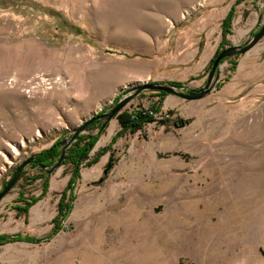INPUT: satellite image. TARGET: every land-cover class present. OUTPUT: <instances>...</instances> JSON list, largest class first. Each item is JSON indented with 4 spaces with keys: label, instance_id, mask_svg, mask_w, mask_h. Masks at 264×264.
<instances>
[{
    "label": "rangeland",
    "instance_id": "374dc122",
    "mask_svg": "<svg viewBox=\"0 0 264 264\" xmlns=\"http://www.w3.org/2000/svg\"><path fill=\"white\" fill-rule=\"evenodd\" d=\"M208 2L0 0V191L25 159L69 139L139 82L205 85L208 66L180 39ZM263 22L264 0H241L224 47L244 45ZM263 69L264 37L220 65L205 98L164 99L162 107L172 97L192 106L183 126L161 107L155 122L112 141L120 115L158 102L151 91L135 97L99 136L73 208L56 224L71 167L28 166L0 202V236L33 240L0 244L11 258L4 264H264ZM37 77L55 82L45 90Z\"/></svg>",
    "mask_w": 264,
    "mask_h": 264
},
{
    "label": "trees",
    "instance_id": "16d2710c",
    "mask_svg": "<svg viewBox=\"0 0 264 264\" xmlns=\"http://www.w3.org/2000/svg\"><path fill=\"white\" fill-rule=\"evenodd\" d=\"M241 0H236L234 6L230 9L229 13L227 14L226 18L222 22V40L219 49L217 50L215 56L210 61L207 70L208 73L211 69L213 61L216 59V57L219 55V53L225 49V45H227V36L231 34V28H232V22L235 16V6L240 2ZM245 18V15L243 16ZM256 34V33H255ZM228 60V59H227ZM169 85L175 86L178 89H181L183 92H190L191 90L185 89V83L182 82H170L167 83ZM158 97V102L156 105H153L151 107V110L154 113H157L160 108L162 107V103L164 99L167 97V95L163 92H155ZM119 98L115 99V102ZM121 130L116 134V136L113 138L112 141H116L117 138H119L123 133L129 132V133H135L139 130H142L147 124H151L155 122V118L140 110H135L132 114H125L120 115L118 117ZM162 123H165V121H161ZM184 121L180 120L179 122L175 123V126H183ZM106 127H102V121H94L87 129L95 130L97 129L96 133L87 135V136H79L76 141L66 150V153L64 155L63 160L60 162L59 166L64 164H69L71 167V177L67 183L66 188L62 192L59 203H58V213L57 216L53 219V224H56L58 221L65 220L68 215L70 214L73 203L75 201V189L78 183V180L80 179V171L83 167H90L92 164H94V161L90 160V153L93 150L99 136L102 134L103 130ZM59 142V141H58ZM58 142L53 144L49 149H46L39 153L36 156V160L30 165L35 166L44 170H49L52 168L59 160L61 156V149L62 146L58 145ZM43 172V171H41ZM25 173V172H24ZM24 173L21 175L20 179L24 176ZM30 206V203H27L26 206L21 210L22 213H27V210ZM20 240H26V241H32L33 239H24L19 235L15 236H0V244L6 243V242H15Z\"/></svg>",
    "mask_w": 264,
    "mask_h": 264
},
{
    "label": "water",
    "instance_id": "95a60500",
    "mask_svg": "<svg viewBox=\"0 0 264 264\" xmlns=\"http://www.w3.org/2000/svg\"><path fill=\"white\" fill-rule=\"evenodd\" d=\"M263 37L264 22L261 24L259 31L252 37H250L244 43V45H232L222 50L212 63L211 69L207 75L206 84L200 87L199 89L191 90L190 92L186 93L175 86L160 82H139L138 84L130 87L127 91L122 94V96L117 101L114 107L108 109L107 111H102L101 113H95L91 118L85 120L82 125L71 131L72 135L69 139L58 142V145L63 146L61 149L60 160L52 168H50L48 172L52 173L55 171V169L59 167L60 162L64 158L66 150L72 145V143L76 141L77 137L80 136L87 129L89 124L94 121H102V127H106L123 110V108H125L135 97L140 95L142 92H163L167 96L173 95L187 101H198L205 98L214 90L216 84L219 81L220 65L225 60L230 59L232 57L246 55L254 46H256L260 42ZM37 155L38 154L31 155L16 167L13 175L2 188V191H0V202L15 187V185L20 180L21 175L25 172L27 167L31 165ZM112 168L113 164L110 161L103 171V177H101L96 182L98 185L102 184L105 181Z\"/></svg>",
    "mask_w": 264,
    "mask_h": 264
},
{
    "label": "crops",
    "instance_id": "0c3cea01",
    "mask_svg": "<svg viewBox=\"0 0 264 264\" xmlns=\"http://www.w3.org/2000/svg\"><path fill=\"white\" fill-rule=\"evenodd\" d=\"M235 2L236 0H209L207 5L199 9V12L193 15L191 19L187 20V23L181 29L183 30V35H181L182 40L180 39V43L186 40L187 44L196 46L195 52L200 54V61L202 62L201 69H205L209 65L219 49L222 39V22ZM245 67L246 65H242L241 72H234L231 79L239 81ZM247 73L248 76L246 78L257 79L255 72L252 74ZM260 74H262L261 78H264V69L259 71V76ZM183 102L181 99L172 97L167 104H164L162 112L168 110L172 121L175 123L185 119L183 109L191 105ZM175 123L173 124L174 126ZM9 259L11 258L0 255V264L7 263Z\"/></svg>",
    "mask_w": 264,
    "mask_h": 264
},
{
    "label": "built area",
    "instance_id": "2783aa9c",
    "mask_svg": "<svg viewBox=\"0 0 264 264\" xmlns=\"http://www.w3.org/2000/svg\"><path fill=\"white\" fill-rule=\"evenodd\" d=\"M35 80V79H34ZM36 80H38V82H37V85H41V87L43 88V89H45V90H48V89H50L51 87H52V83H54L55 81L53 80V82H52V79H50V78H47V77H37V79ZM13 82V80L11 79L10 81H9V84H11ZM26 85L25 86H23V88H24V91L26 92V93H31V91H32V84H33V81H29V82H27V83H25ZM137 110H140V111H144V112H146V113H148V114H150V115H152L154 118H157V116H158V114L157 113H154L152 110H151V107H149V108H144V107H140V108H138ZM168 117V116H167ZM163 118V117H162Z\"/></svg>",
    "mask_w": 264,
    "mask_h": 264
},
{
    "label": "bare ground",
    "instance_id": "6f19581e",
    "mask_svg": "<svg viewBox=\"0 0 264 264\" xmlns=\"http://www.w3.org/2000/svg\"><path fill=\"white\" fill-rule=\"evenodd\" d=\"M32 214H34V215H37L38 214V208L37 207H34L32 209ZM76 214H77V209L74 210V212L72 214V219H74L76 217Z\"/></svg>",
    "mask_w": 264,
    "mask_h": 264
},
{
    "label": "flooded vegetation",
    "instance_id": "af4514ba",
    "mask_svg": "<svg viewBox=\"0 0 264 264\" xmlns=\"http://www.w3.org/2000/svg\"><path fill=\"white\" fill-rule=\"evenodd\" d=\"M35 160H36V157H35L34 161H35ZM34 161H33V162H34ZM33 162H32V163H33ZM32 163H31V164H32Z\"/></svg>",
    "mask_w": 264,
    "mask_h": 264
}]
</instances>
